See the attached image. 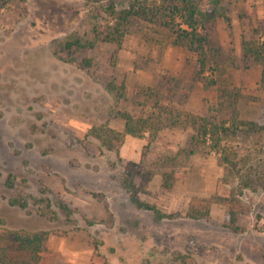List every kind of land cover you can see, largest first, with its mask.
Wrapping results in <instances>:
<instances>
[{
  "label": "rangeland",
  "instance_id": "rangeland-1",
  "mask_svg": "<svg viewBox=\"0 0 264 264\" xmlns=\"http://www.w3.org/2000/svg\"><path fill=\"white\" fill-rule=\"evenodd\" d=\"M132 1L0 0V227L49 231L40 264H264V130L230 138L241 174L227 181L217 155L178 154L189 130L165 129L148 150L145 140L125 135L118 154L84 137L106 121L122 132L116 113H145L139 89L163 77L181 82L175 99L163 92L164 103L218 121L236 114L264 127L262 67L248 66L241 51L244 38L264 41V0H193L200 11L214 12L207 32L219 51L205 72L216 81L211 86L197 77L196 55L155 25L133 22L119 49L102 39L112 25L110 8L118 12ZM75 38L94 46L68 52L65 41ZM108 82H124L126 99ZM232 90L255 100L232 104ZM143 155L153 177L141 200L184 214L194 198L234 196L238 229L222 204H213L206 220L156 221L137 209L123 183L127 163ZM164 173L171 175L169 190ZM9 174L13 188L4 185ZM15 198L27 206L11 205Z\"/></svg>",
  "mask_w": 264,
  "mask_h": 264
},
{
  "label": "trees",
  "instance_id": "trees-1",
  "mask_svg": "<svg viewBox=\"0 0 264 264\" xmlns=\"http://www.w3.org/2000/svg\"><path fill=\"white\" fill-rule=\"evenodd\" d=\"M108 14L112 18V25L108 27L102 38L104 41L116 45L119 49L125 37L133 30V22L142 21L155 25L165 30L172 37L175 45H182L196 55L198 78L205 80L210 86L216 84L214 79L205 75L210 57L215 56V52L219 51L217 46L212 45L211 37L207 32L208 23L214 20V12L200 11L193 0H134L118 12L113 7L110 8ZM224 19L230 25V18L225 16ZM93 46L92 42H83L82 39L75 38L65 41L64 49L69 52L73 47L91 48ZM241 51L242 60L248 66L257 64L262 67L259 86L264 88V41L253 37L244 38ZM114 56L116 59V55ZM115 59L112 62L113 65ZM80 64L83 68H90L92 63L90 59H83ZM180 84L181 82L177 78L163 77L157 86L139 89L140 96L144 98L140 104L143 107H148L145 113L134 116L128 112L118 111L116 117L124 123L122 132L113 129L109 121H106L100 125L92 126L84 137H93L100 142L102 147L118 154L125 135L145 140V149L148 150L165 129L189 130L187 146L181 149L178 154L192 156L201 152L213 153L217 155L219 164L225 169L224 181H227L229 177L240 175L239 155L232 146L230 138L236 136L240 130L260 132L264 130V127L251 121L239 120L236 114H232L226 121H218L213 115H197L164 103L161 98L163 92H166L171 99H175ZM106 87L119 100L126 99L127 87L124 82L119 85L108 82ZM229 98L232 100V104L238 99L255 100L254 97L243 95L237 90L230 91ZM144 160L143 155L140 163H127L126 178L123 183L137 209L151 211L156 221L177 218L206 220L210 217L211 206L222 204L229 207L230 226L235 230L238 229L236 224L238 201L234 196L229 198L216 196L194 198L184 214H166L156 206L141 200L138 196L139 193L145 190L144 185L153 177V172L145 169ZM135 177H140L143 181L140 187L135 184ZM14 181L15 177L9 174L4 179V185L7 188H13ZM245 186H249V183L246 182ZM162 187L165 190L173 187L170 174H163ZM10 204L25 208L27 201L23 198H15L10 201ZM50 234L49 231L9 230L0 227V264H40Z\"/></svg>",
  "mask_w": 264,
  "mask_h": 264
}]
</instances>
